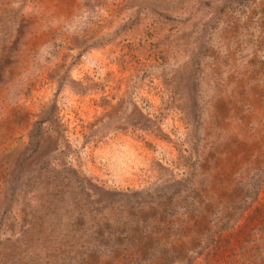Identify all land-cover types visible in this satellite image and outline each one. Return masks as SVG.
<instances>
[{
    "label": "rangeland",
    "instance_id": "374dc122",
    "mask_svg": "<svg viewBox=\"0 0 264 264\" xmlns=\"http://www.w3.org/2000/svg\"><path fill=\"white\" fill-rule=\"evenodd\" d=\"M0 264H264V0H0Z\"/></svg>",
    "mask_w": 264,
    "mask_h": 264
}]
</instances>
